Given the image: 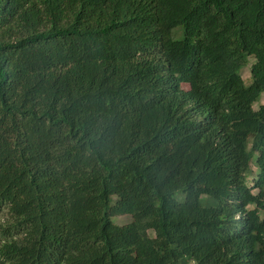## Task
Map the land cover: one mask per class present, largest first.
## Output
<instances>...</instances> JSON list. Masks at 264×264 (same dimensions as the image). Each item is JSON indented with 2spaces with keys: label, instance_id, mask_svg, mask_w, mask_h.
I'll return each instance as SVG.
<instances>
[{
  "label": "trees",
  "instance_id": "trees-1",
  "mask_svg": "<svg viewBox=\"0 0 264 264\" xmlns=\"http://www.w3.org/2000/svg\"><path fill=\"white\" fill-rule=\"evenodd\" d=\"M262 96L264 0H0V264H264Z\"/></svg>",
  "mask_w": 264,
  "mask_h": 264
},
{
  "label": "rangeland",
  "instance_id": "rangeland-1",
  "mask_svg": "<svg viewBox=\"0 0 264 264\" xmlns=\"http://www.w3.org/2000/svg\"><path fill=\"white\" fill-rule=\"evenodd\" d=\"M251 62H252V59H250V63ZM250 63L248 64L247 67L243 68V70H242V77L245 81H248V79H249V75H250L249 65H250ZM259 103H264V96L261 97ZM259 103L254 104V108H257ZM128 218H129V216H127V215H119V216L114 217L113 221L116 223L122 224V223H125L128 220Z\"/></svg>",
  "mask_w": 264,
  "mask_h": 264
}]
</instances>
